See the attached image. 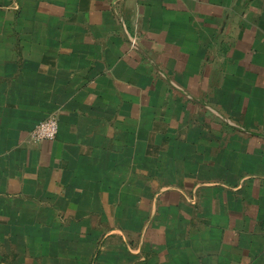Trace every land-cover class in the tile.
<instances>
[{"label":"crops","instance_id":"obj_1","mask_svg":"<svg viewBox=\"0 0 264 264\" xmlns=\"http://www.w3.org/2000/svg\"><path fill=\"white\" fill-rule=\"evenodd\" d=\"M0 264H264V0H0Z\"/></svg>","mask_w":264,"mask_h":264},{"label":"built area","instance_id":"obj_2","mask_svg":"<svg viewBox=\"0 0 264 264\" xmlns=\"http://www.w3.org/2000/svg\"><path fill=\"white\" fill-rule=\"evenodd\" d=\"M59 132V119L56 115H52L41 121L31 131L30 141L34 144L43 141H53L56 139Z\"/></svg>","mask_w":264,"mask_h":264}]
</instances>
